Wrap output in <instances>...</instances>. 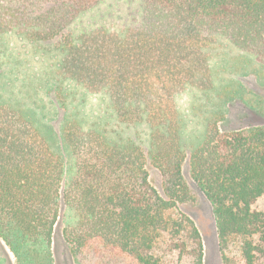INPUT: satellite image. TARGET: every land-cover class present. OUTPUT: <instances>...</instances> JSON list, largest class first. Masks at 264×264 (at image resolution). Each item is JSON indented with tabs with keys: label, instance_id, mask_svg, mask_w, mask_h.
<instances>
[{
	"label": "trees",
	"instance_id": "trees-1",
	"mask_svg": "<svg viewBox=\"0 0 264 264\" xmlns=\"http://www.w3.org/2000/svg\"><path fill=\"white\" fill-rule=\"evenodd\" d=\"M105 2L0 0V39L54 45L55 102L67 113L73 86L102 95L119 124L149 128L148 154L99 122L68 116L65 183V162L35 115L0 105V239L18 264H54L63 217L78 264H204L201 232L180 210L191 193L177 98L190 88L216 91L220 42L264 65V0H139L122 25L94 13ZM223 117L191 152L190 176L212 206L222 263L264 264V210L256 208L264 200V125L225 132ZM149 163L162 175V193Z\"/></svg>",
	"mask_w": 264,
	"mask_h": 264
},
{
	"label": "rangeland",
	"instance_id": "rangeland-1",
	"mask_svg": "<svg viewBox=\"0 0 264 264\" xmlns=\"http://www.w3.org/2000/svg\"><path fill=\"white\" fill-rule=\"evenodd\" d=\"M139 7V0H106L94 13L104 14L111 25H122ZM214 50L215 64L220 68L216 91L206 96L200 90L190 88L177 98L188 155L183 172L191 193L189 200L180 205V210L195 222L201 232L205 247L204 264L223 263L212 206L190 176L191 152L204 139L210 122L219 115L224 116L220 129L225 132L264 125V65L228 42L216 44ZM58 60L52 44H32L12 35L0 39V105L25 108L35 115L43 134L65 162V183L70 178L73 164L71 151L61 133L68 116L79 117L88 126L99 122L115 135L120 134L124 140L135 141L148 154L149 128L146 125L131 127L119 124L102 95L88 94L73 86L75 96L68 99L67 113L55 102L50 93V81L52 68ZM148 171L152 184L162 193V175L150 163ZM256 208L264 210V200L259 201ZM62 209L64 215L63 202ZM65 224L62 217L55 230L53 263L78 264L64 238ZM0 264H18L2 239Z\"/></svg>",
	"mask_w": 264,
	"mask_h": 264
}]
</instances>
